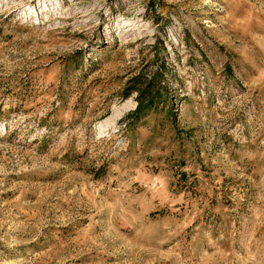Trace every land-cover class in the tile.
Here are the masks:
<instances>
[{
    "label": "rangeland",
    "instance_id": "rangeland-1",
    "mask_svg": "<svg viewBox=\"0 0 264 264\" xmlns=\"http://www.w3.org/2000/svg\"><path fill=\"white\" fill-rule=\"evenodd\" d=\"M0 264H264V0H0Z\"/></svg>",
    "mask_w": 264,
    "mask_h": 264
}]
</instances>
